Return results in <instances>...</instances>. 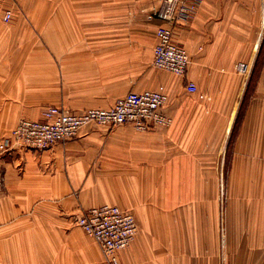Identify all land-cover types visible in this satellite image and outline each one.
Masks as SVG:
<instances>
[{
  "label": "crops",
  "instance_id": "0c3cea01",
  "mask_svg": "<svg viewBox=\"0 0 264 264\" xmlns=\"http://www.w3.org/2000/svg\"><path fill=\"white\" fill-rule=\"evenodd\" d=\"M160 3L0 0V146L48 106L106 108L132 90L167 93L172 118L146 131L91 124L43 150L0 147V236H17V251L40 252L43 223L48 253L66 256L57 238L109 203L138 224L121 264H264V0H202L177 24L185 76L153 64Z\"/></svg>",
  "mask_w": 264,
  "mask_h": 264
},
{
  "label": "built area",
  "instance_id": "2783aa9c",
  "mask_svg": "<svg viewBox=\"0 0 264 264\" xmlns=\"http://www.w3.org/2000/svg\"><path fill=\"white\" fill-rule=\"evenodd\" d=\"M18 1V0H15ZM202 0H161L158 16L166 23L157 29L153 64L176 75L185 76L190 63L188 50L174 41L175 26L190 20ZM12 16L11 10L6 18ZM190 92L197 89L189 80ZM169 95L156 89L132 90L120 97L111 107H91L77 112L62 106H48L40 119L22 118L9 137L1 144L3 150L14 144L34 149H47L58 142L79 136L82 128L94 124L115 127L133 124L140 130L168 125L172 118L165 112ZM76 223L99 244L109 264H120L119 253L134 241L138 224L132 212L115 204L105 203L83 210Z\"/></svg>",
  "mask_w": 264,
  "mask_h": 264
},
{
  "label": "rangeland",
  "instance_id": "374dc122",
  "mask_svg": "<svg viewBox=\"0 0 264 264\" xmlns=\"http://www.w3.org/2000/svg\"><path fill=\"white\" fill-rule=\"evenodd\" d=\"M238 130L239 125L235 128L232 134H237ZM226 182V174H218L219 185L217 190V200L219 204L221 228L222 218L228 198ZM44 225L45 224L41 223L40 237H38V244H40L39 253H21L16 250L17 248H20V245H18L19 238H17V236L12 234L0 236V264H109L99 244L76 223V218H74V221L72 220L71 224L67 227L74 231L67 238L64 237L63 240L62 238H57L59 243L62 242V244L66 246V256L57 252L51 254L48 253L47 248L45 247L47 245V237L42 234V228L46 227ZM8 232L13 233L12 230H9ZM64 260H67V262H64Z\"/></svg>",
  "mask_w": 264,
  "mask_h": 264
},
{
  "label": "bare ground",
  "instance_id": "6f19581e",
  "mask_svg": "<svg viewBox=\"0 0 264 264\" xmlns=\"http://www.w3.org/2000/svg\"><path fill=\"white\" fill-rule=\"evenodd\" d=\"M5 138V137H4ZM99 206V205H98Z\"/></svg>",
  "mask_w": 264,
  "mask_h": 264
}]
</instances>
